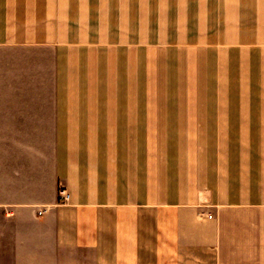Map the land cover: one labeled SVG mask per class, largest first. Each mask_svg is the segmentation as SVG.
Listing matches in <instances>:
<instances>
[{
	"label": "crops",
	"instance_id": "1",
	"mask_svg": "<svg viewBox=\"0 0 264 264\" xmlns=\"http://www.w3.org/2000/svg\"><path fill=\"white\" fill-rule=\"evenodd\" d=\"M0 264H264V0H0Z\"/></svg>",
	"mask_w": 264,
	"mask_h": 264
},
{
	"label": "built area",
	"instance_id": "2",
	"mask_svg": "<svg viewBox=\"0 0 264 264\" xmlns=\"http://www.w3.org/2000/svg\"><path fill=\"white\" fill-rule=\"evenodd\" d=\"M70 197H71V195L65 187H62L59 190V201H60V203H67L70 200Z\"/></svg>",
	"mask_w": 264,
	"mask_h": 264
}]
</instances>
